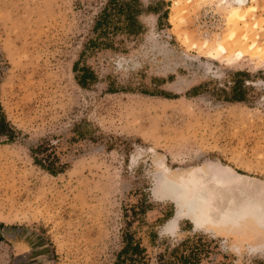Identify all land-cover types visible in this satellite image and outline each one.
Masks as SVG:
<instances>
[{
  "label": "rangeland",
  "instance_id": "rangeland-1",
  "mask_svg": "<svg viewBox=\"0 0 264 264\" xmlns=\"http://www.w3.org/2000/svg\"><path fill=\"white\" fill-rule=\"evenodd\" d=\"M139 1L157 12L139 17V36L91 46L111 0H0V103L16 132L0 138V264H116L127 231L150 264L195 236L206 245L201 264H264L251 249L264 242L253 223L196 230L183 220L169 231L176 207L159 197L163 175L219 164L264 193V60L217 50L237 2ZM248 6L264 48V0ZM45 140L68 163L64 174L35 165L31 149ZM144 202L149 211L136 216ZM17 237L34 251L16 257Z\"/></svg>",
  "mask_w": 264,
  "mask_h": 264
},
{
  "label": "bare ground",
  "instance_id": "bare-ground-1",
  "mask_svg": "<svg viewBox=\"0 0 264 264\" xmlns=\"http://www.w3.org/2000/svg\"><path fill=\"white\" fill-rule=\"evenodd\" d=\"M246 1L236 0L237 4L231 8L229 24L232 32L222 39L223 43H218L217 50L230 58L250 54L264 60V48L259 46L257 37H252L258 23L249 22L256 9L246 7ZM176 10L184 12L185 8ZM215 167L209 173L200 171L184 179L171 180L162 176L158 183L162 191L159 197L176 207L166 228L172 231L183 220H189L196 230H209L210 227L242 229L244 225L253 223L264 235V224L261 223L264 193L230 168L220 164ZM251 249L254 252L264 251V242L252 245Z\"/></svg>",
  "mask_w": 264,
  "mask_h": 264
},
{
  "label": "trees",
  "instance_id": "trees-1",
  "mask_svg": "<svg viewBox=\"0 0 264 264\" xmlns=\"http://www.w3.org/2000/svg\"><path fill=\"white\" fill-rule=\"evenodd\" d=\"M115 9L112 10V8ZM143 5L139 0H130L127 3H119L118 0H111L108 6L104 9L100 19L96 22L94 31L98 34L97 39L90 42L91 46H97L99 39L113 37L121 34H125L128 37H137L143 30V25L139 21V17L143 14H154L157 12L152 8L142 9ZM115 17L117 18L115 22ZM122 18H125L124 23L121 25ZM119 22V23H118ZM111 43H107L105 46H111ZM78 64L75 65L74 70L77 73ZM90 71L85 69L82 77H77L78 84L86 89L85 78L90 75ZM239 76H247L246 73H239ZM240 84L235 83L232 88L233 93H239ZM243 86V85H242ZM193 92L188 96H192ZM157 96V95H154ZM164 98H171L168 95H163ZM228 102H243L242 98L234 96L227 100ZM78 127L75 129L77 131ZM16 135L15 129L8 122L7 117L3 111L0 103V138L5 137L8 140H13ZM58 146L52 144L50 141H43L37 147L31 149V157L34 160L36 166L41 168L43 171L50 175L57 177L64 174L69 165L62 161L60 155L57 152ZM150 206L146 203H141L137 206L132 207V211L136 216L144 215L149 211ZM175 211H172L169 215L170 220ZM135 233L127 231L123 237V248L117 255L116 264H150V259L147 254V249L143 247L142 241L136 237ZM204 238L201 236H195L191 239L186 240L182 245L174 249L169 259H165V256H160V264H201L202 258L206 252V245L203 244ZM195 241L197 244H194Z\"/></svg>",
  "mask_w": 264,
  "mask_h": 264
},
{
  "label": "crops",
  "instance_id": "crops-1",
  "mask_svg": "<svg viewBox=\"0 0 264 264\" xmlns=\"http://www.w3.org/2000/svg\"><path fill=\"white\" fill-rule=\"evenodd\" d=\"M34 251L32 242L25 238H15L14 243H12V252L16 257L25 256L31 254Z\"/></svg>",
  "mask_w": 264,
  "mask_h": 264
},
{
  "label": "snow or ice",
  "instance_id": "snow-or-ice-1",
  "mask_svg": "<svg viewBox=\"0 0 264 264\" xmlns=\"http://www.w3.org/2000/svg\"><path fill=\"white\" fill-rule=\"evenodd\" d=\"M261 223L264 224V215L261 216Z\"/></svg>",
  "mask_w": 264,
  "mask_h": 264
}]
</instances>
